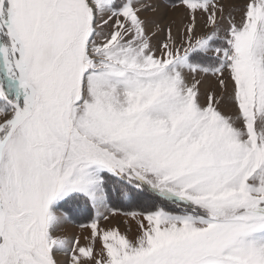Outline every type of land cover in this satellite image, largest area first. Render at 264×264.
<instances>
[{
  "label": "snow or ice",
  "instance_id": "snow-or-ice-1",
  "mask_svg": "<svg viewBox=\"0 0 264 264\" xmlns=\"http://www.w3.org/2000/svg\"><path fill=\"white\" fill-rule=\"evenodd\" d=\"M0 264H264V0H0Z\"/></svg>",
  "mask_w": 264,
  "mask_h": 264
},
{
  "label": "rangeland",
  "instance_id": "rangeland-1",
  "mask_svg": "<svg viewBox=\"0 0 264 264\" xmlns=\"http://www.w3.org/2000/svg\"><path fill=\"white\" fill-rule=\"evenodd\" d=\"M122 219H123V217H120V218H117V219L113 220L112 222L116 223V222H118L119 220H122Z\"/></svg>",
  "mask_w": 264,
  "mask_h": 264
}]
</instances>
